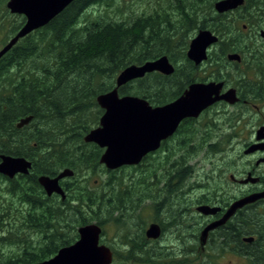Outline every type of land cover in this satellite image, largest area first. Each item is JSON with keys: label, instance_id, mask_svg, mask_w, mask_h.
Returning a JSON list of instances; mask_svg holds the SVG:
<instances>
[{"label": "trees", "instance_id": "obj_1", "mask_svg": "<svg viewBox=\"0 0 264 264\" xmlns=\"http://www.w3.org/2000/svg\"><path fill=\"white\" fill-rule=\"evenodd\" d=\"M112 1L73 0L46 25L20 38L0 57V154L24 156L32 165L26 175L19 174L11 179L0 175V222L6 225V242L10 236L39 234L34 240L21 239L24 249L21 259L17 258L21 263L52 257L57 249L76 241L78 227L87 223L95 222L102 228L104 222L110 221L117 229H132L139 220H129L126 213L130 206L135 209L138 207L135 205L144 200L145 190H163L166 200L176 188L182 194L191 188L190 182L185 183L192 173L187 163L189 158L205 146L207 151L218 148L215 139L219 136V127L226 123V115L219 118L218 123L209 122L208 127L213 133L203 138L196 137L195 131L185 133L180 128L178 135L162 142L155 155H146L145 161L150 163L148 171L139 167L141 162L131 166L136 168L133 175L132 171L128 172L129 167L124 169L127 166L105 170L99 162L102 149L82 138L92 128V121L98 124L102 113L96 96L115 86L120 70L132 63L168 56L175 67L172 74L153 71L118 87L120 94L141 96L153 105L178 97L193 81L221 79L229 83V67L244 72L239 63L227 60L229 52L239 53L245 68L255 74L260 52L253 39L244 34L245 29L255 25V0H248L240 8L224 13L214 10L216 0H161L157 7L127 19L114 20L99 13L92 15V8L100 4L109 6ZM6 2L0 0V29L5 18L11 16ZM236 13L240 14L235 16ZM255 15L259 17V14ZM12 17L3 44L25 19L20 14ZM243 18L248 19L244 23L245 29L241 23ZM205 28L218 39L204 62L203 68L209 67L211 71L199 77L195 75L198 66L186 58L185 50L193 34ZM177 54L186 66L177 64ZM242 81L241 78L235 85L239 95L235 104L250 97L264 100L255 80L249 81L246 89L241 86ZM76 85L77 89L72 91ZM27 115L32 116L30 122L17 127V121ZM238 118V113L233 111L231 125ZM193 137L194 143L188 141ZM173 139H178L177 145L168 146V141ZM89 147L91 150L86 151ZM165 149L167 152L160 154ZM65 167L73 171L71 176L59 181L65 198L61 199L56 193L47 196L37 177L40 174L55 175ZM99 168L106 173L100 185V189L105 187L106 193L95 189L97 179H93L95 184H92L93 180L90 182L89 178L82 180L81 177L83 173L86 178L91 177ZM161 181L164 184L160 188ZM128 185L131 198L127 202ZM180 194L177 201L181 204ZM150 197L155 199L154 194ZM199 201L207 202L200 198ZM139 209L140 206L137 215ZM246 219H249L247 233L258 230V240L264 245V231L257 226L259 217L255 211L247 213ZM17 221H20L18 226ZM223 236L231 239L228 234ZM2 243L0 240V246ZM257 243L256 239L245 242L242 253L248 264H262L261 260H264V251L258 252ZM12 261L7 264H15Z\"/></svg>", "mask_w": 264, "mask_h": 264}, {"label": "water", "instance_id": "obj_2", "mask_svg": "<svg viewBox=\"0 0 264 264\" xmlns=\"http://www.w3.org/2000/svg\"><path fill=\"white\" fill-rule=\"evenodd\" d=\"M72 1L7 0L6 8L10 13L21 14L25 19L17 32L0 48V57L20 38L46 25ZM243 2L244 0H216L213 7L217 13H223L238 8ZM259 35L264 39V29L260 30ZM217 39L216 34L209 29L198 30L189 41L186 57L194 65L201 64L206 60L208 51ZM226 58L229 61L237 62L241 59L236 52L227 53ZM153 71L170 75L174 71V66L166 55L138 64H129L117 74L115 86L111 90L98 94L95 98L103 112L99 116L98 124L84 134L83 141L92 142L103 149L99 156V162L107 169L139 163L143 156L156 150L161 141L173 134L183 118L198 117L201 111L215 102L224 101L228 104H234L239 99L234 87L231 86L223 90V81L215 80L194 81L178 97L155 106L143 97L119 94L118 87ZM31 119V115L22 117L16 126L21 127ZM263 130L264 125L257 130V134H262ZM262 135L258 136L262 137ZM256 148L251 145L244 152L250 153ZM31 166V161L24 156H13L5 153L0 155V174L8 178H12L16 174L29 173ZM72 174L73 171L65 167L52 176L40 174L37 181L47 196L56 193L61 199H64L66 194L59 181ZM255 179L247 176L241 182L255 181ZM263 196L264 191H261L233 201L222 217L204 226L201 238L205 237L207 231L223 224L238 208ZM196 210L204 215H211L215 214L219 207L200 204ZM77 232L76 241L60 247L52 257L29 264H110L112 262L110 248L99 243L101 228L98 224L91 222L81 225ZM158 233L159 226L151 223L146 231L147 236L155 237ZM252 240V236L245 238V241Z\"/></svg>", "mask_w": 264, "mask_h": 264}, {"label": "rangeland", "instance_id": "obj_3", "mask_svg": "<svg viewBox=\"0 0 264 264\" xmlns=\"http://www.w3.org/2000/svg\"><path fill=\"white\" fill-rule=\"evenodd\" d=\"M160 1L161 0H113L109 6H106L105 4H100L98 6H95L91 10H93L92 15L99 13V14H107L108 16L112 17V19H114V20H116V19L117 20L118 19H127L128 17L130 18L131 16L139 14L142 11H149L151 8L157 7L158 3ZM14 14L15 13H11V16L5 18V20L3 21V27L0 29V48L2 47V44H3L2 40H4V38L8 35V29L10 27V23L12 22V19H13L12 16ZM239 14L240 13H236L235 16H238ZM254 17L255 18L253 20L260 21L259 24L262 25V27H264V17H258L255 14H254ZM247 21H248V19H245V18L241 19V23H246ZM256 24H258V23H255L254 27H248L247 29H245L244 34L246 33L249 37H251L253 39V41L255 42V46L257 47L256 49L260 53L264 54V43H262L259 36L257 35V29L258 28L256 27ZM196 32L193 34V36L196 34ZM254 37H255V40H254ZM190 39H189V41H190ZM189 41H188V43H189ZM185 56H186V50H185ZM176 58H177V64L182 65L183 67L186 66V65H184V64H186V62L182 59L180 54H177ZM204 65L205 64L203 63L201 66H199L197 68V70L195 72L196 76L204 77L211 71V68H209V67L203 68ZM99 67H101V66H99ZM241 70H244V72L237 71V70L233 69L232 67H229V69L227 70V74H228L227 79L229 81L228 86L236 87L234 85H236V82L242 78L244 81L241 82V86L246 89L249 81L255 80V74L253 73L252 70L246 69L244 65H241ZM255 72H256V70H255ZM75 89H77V85L72 87V91H74ZM73 97L76 98L79 96L73 95ZM246 100L248 101L249 108H252L251 109L252 116L247 117L245 119V121H243L241 119V122H239L234 127L233 130H232L233 125H231L232 124L231 113H232V111H236L235 106H230V107H220L219 106V107H216L214 109V111H219V112H221L222 110L230 111L228 114H226V119H225L226 123L223 126L219 127V130L217 131L219 133V136L215 140H217L218 148L215 149L214 151H207V148L205 146L201 151L198 152V154L194 155L192 158H189L187 163L191 166L192 171L194 168L200 167V168H202V170L206 171L208 174H210L211 172H214L216 174L225 173V177L228 178L229 172H232L235 169H237V165H239L240 162L244 160V158H242L241 156H238L239 151L242 148L243 142L246 141L248 138L252 137L253 123H254L256 117L259 115V113L262 112L264 109L263 108V104H264L263 101L264 100L261 101L260 99H252V97H250L249 99H246ZM225 104H228V103H225ZM241 104H243V103H241ZM206 118H207V114H205L204 116L201 115L197 119V121L195 123H193V125L196 127H202L203 132L201 130L199 132L201 134V136L205 135L206 130L208 129ZM93 123H94V121L91 122L92 127L96 126V124H93ZM211 140H213V139H211ZM211 140H209V141H211ZM177 141H178V139H173L172 141L169 140L168 146H170V147L174 146L175 147L177 145ZM188 141H190L191 143H194L195 138L194 137L189 138ZM203 143H205V142H203ZM87 149L88 150H86V151L91 150L90 147ZM179 149L180 148L175 149V150H179ZM166 152H167V150L165 149V150L161 151L160 154H163ZM150 154L155 155L153 152ZM170 154H172V153L170 152ZM241 154H243L242 150H241ZM145 157H143V159L140 161L141 164L139 167L142 168L144 171H148L150 163L148 161H145ZM138 164H136V165H138ZM101 165L103 166V168H105V170H110V169H107L103 164H101ZM136 165H125L127 167L124 169L127 170L129 167L130 169H128V172L132 171V175H133V174H135L136 168H131V166H136ZM101 169L102 168H99L98 170H96V172L91 177L86 178L85 177L86 173H83L81 177L83 178L82 180H84V179L87 180L89 178L90 182L93 179H97L98 181L96 183L95 189L101 190L102 193H106L103 189L105 187H102L100 189V185L103 182L101 179L106 178V173L102 172ZM121 171L123 173L125 172L124 170H121ZM214 173H212V174H214ZM191 181L192 180H190V177L185 180V183H189V182L191 183L190 189H188V190L182 192V194H180L179 193L180 189L176 188L175 191H173V193H171L169 195L168 200L165 199V196H166L165 192H163L162 196H161V195L153 193V192L157 191L156 189L152 190V192L150 190H145L144 199H147V200H142L140 203L135 205V207L138 206L137 208H139V206H140L139 214L138 215L136 214L137 208L133 209L131 206H130L131 211L129 210L126 213L127 214L126 217H128L129 220L133 219L132 220L133 222H134V219H136V218L139 220V222L134 223V226L131 230L117 229L115 227V225L110 221L103 223V225H102V229H103L102 234L103 235L101 237L102 241L105 243V245H107L115 253V258L112 259L111 264H171L172 263V257H170L171 254L168 252V250L161 249L159 241H155V242L151 241V242H147L145 244V246L150 247L149 253H148L150 255L149 260L152 257V258L156 259L157 261L149 262V261L143 260V257H141V255H140L141 250H139L138 248H131L130 245L127 244L129 236L127 237L126 235L131 234L130 238L135 240V242L133 244L135 246L138 245L137 240L143 239L140 231H143L148 226V223H150L152 221H155V222L164 221V219L168 215V214H166V212L169 211L167 208L172 210L171 214H173V215L176 212H184V211L193 212L196 204L201 203L200 201L197 203V199L199 197H202L201 194H207V193H211L213 191H216V187L219 185L216 183L219 181L218 178H215L213 181H211L210 179H208V177H204L201 180L204 185L203 186L200 185L199 187H197ZM185 183H184V185H185ZM2 184L3 183H1V186H2ZM92 184H95L94 180L92 181ZM121 184H124V183H121ZM230 188H231V191L233 193L237 190L236 186H230ZM130 192L131 191H130L129 185H128V188H127L128 195L126 197L127 202L131 198ZM146 193H148L149 195L147 196ZM150 194L151 195L154 194L155 199H153V197H150ZM179 194L181 195V200L183 203L180 204L179 207H177L175 209V207L172 206L171 203L175 199L178 198ZM123 197H124V195H123ZM147 197H149V199ZM161 197H162V199H161ZM185 200H187V201L184 202ZM254 209L253 210L248 209L247 213H250L251 211H255L257 217H259L257 210L256 209L254 210ZM134 214H135V217L133 216ZM248 220L249 219H246V221H243L241 219V223L247 222ZM256 221L258 222V225H257L258 228H260L261 231L263 232L264 231V215H262L260 219H256ZM19 222L20 221L16 222L17 226L19 225ZM1 224L2 223L0 222V226H1ZM239 224H240V221L238 222V218H236L233 221H229L228 223H226V225L223 227L234 228L235 230H237L236 228ZM166 225H168V224H166ZM2 229L4 230V234H5L6 225L3 224ZM20 230H21V228L18 229V231H20ZM133 231H135V232L133 233ZM19 234L22 235V233H19ZM249 235H252V234H249ZM245 236L247 237L248 235H245ZM36 237L39 238V234H37L35 232L23 234L21 237H19V235L17 237H16V235H15V237L10 236L9 239L7 240V242H6L5 236L1 237L2 239H0V240L3 243H2L1 249H0V253H1L0 260H2L4 258L7 259V257L9 259L10 256H12V253L9 255V251H8L10 246L17 244L20 247L24 248L21 239L34 240ZM234 239H235V237H234ZM12 241H13V243L10 244ZM232 243H233V246L236 247V241L233 240ZM228 248L229 247H220L219 249H216L215 253H214V262H217V264L218 263H225V264L226 263H235L238 261L244 262L243 256L236 255L235 252H231ZM15 251H17V247H15ZM162 251H164V252H166V254H168V256L170 257V260H167L164 258ZM245 260L248 264L249 261L246 258H245Z\"/></svg>", "mask_w": 264, "mask_h": 264}, {"label": "flooded vegetation", "instance_id": "obj_4", "mask_svg": "<svg viewBox=\"0 0 264 264\" xmlns=\"http://www.w3.org/2000/svg\"><path fill=\"white\" fill-rule=\"evenodd\" d=\"M247 1L248 0H244L243 4L240 5L238 8L245 5ZM238 8H236V9H238ZM236 9H234V10H236ZM229 11H233V10H229ZM226 12H228V11H226ZM254 14H259V17H264V0H255ZM255 23H258V24H256V27L258 28L257 29V35L259 36L262 43H264V39L262 37H260V35H259L260 30L264 29V27H262V25L259 24L260 21H258V20H255ZM246 27H247V25L243 23L242 28L245 29ZM258 57H259L258 63H257V66L255 68V70H256L255 81L260 86L261 94L264 97V90L262 89V86H264V54L260 53V55ZM237 63H239L240 66L243 65L241 60ZM212 80H215V79H212ZM215 81H223V83H224L223 84V90L228 86V83H225L224 80L220 79V80H215ZM234 88L236 89V92L238 95V88L237 87H234ZM238 97H239V95H238ZM238 101H239V99H238ZM261 101H263V100H261ZM237 102H235V103H237ZM216 103H219V104H216ZM216 103L212 104L211 106H209L206 109H204L203 111H201V113L198 115V117L183 118L179 122L176 130L168 138H171L173 135H175V136L178 135V130L180 128L185 133H187L188 131H195L196 137H198L200 135V137L203 138L204 135L201 136V134L199 133L200 130L203 132L202 127H196L193 125V123H195L201 115L204 116L205 114H207V118H206L207 119V126H208L209 122H215L216 121L218 123L219 118H222L223 116H225L226 114H228L230 112V111H226V110H222L221 112L214 111V109L216 107H219V106L220 107L235 106L236 111H234V112L238 113L239 118H238V121L232 126V130L234 129V127L239 122H241V119L243 121H245V119L247 117L252 116V111H251L252 108H249V106H248L249 104H248V101L246 99L242 100L243 104H235V103L234 104H225L226 102L224 103V101H218ZM263 108H264V104H263ZM263 125H264V109L262 112L259 113V115L256 117V119L253 123L252 137L248 138L246 141L243 142L241 150H242V153L244 155L241 154V150L239 151L238 156H241L242 158H244V160L241 161L239 165H237V169H235L232 172H229L228 178L225 177V173L216 174L214 172H211L210 174H208L206 171L202 170V168H200V167L194 168L193 171L191 170L192 173L189 176L190 180H192L191 182H193L197 187H199L200 185L201 186L204 185L203 182L201 181L204 177H208V179H210L211 181H213L215 178L219 179V181L216 182L217 184H219L216 187V191H213V192L207 193V194H201L202 197H199L200 199L206 200L207 202H201V203L197 202L198 204H196V206L199 204H208L210 206L219 207V210L215 214L203 215L196 210V206H195L193 212H189V211L188 212H186V211L176 212L173 215V214H171L172 210L167 208L169 211L166 212V214H168V215L166 216L164 221H160V222L159 221H157V222L152 221V222L148 223V226L151 223H155L159 226V233L157 236H155V237L147 236V234H146V231L148 228V226H147L145 229L143 228L144 229L143 231H140L143 239H138V240L136 239L138 245L135 246L133 244L135 242V240L130 238L131 234L126 235L127 237L129 236L127 244L130 245L131 248H138L139 250H141L140 255H141V257H143V260L153 262V261H157V260L152 258V257L149 260L150 255L148 253H149L150 247L145 246V244L147 242H151V241H154V242L159 241L161 249H166L171 254L170 255V257H172V263L171 264H215V263L217 264V262H214V253H215V250L219 249L220 247H229L228 249L231 252H235L236 255L243 256V258H244V262L238 261L235 263H226V264H247V262L245 260L246 257L242 253V250H244V246H245V242H246L245 241V238H246L245 235H248L247 237L252 236L253 240L256 239L258 241L257 247H256L258 252L259 253L263 252L264 251V245H261V243L258 240V239H260L259 231L255 230V231L247 233V231H246L247 222L241 223V219L243 221H246L247 210L250 208H255L257 210V213H258L259 219H260V217L262 215H264V196L257 198L254 202L247 203V204L241 206L237 210V212L234 213L233 215L229 216L224 221L223 224L217 226L214 229L207 231L205 237L203 239L201 238L204 226L207 225L209 222L217 220L220 217H222V215L226 212V210L228 209V207L230 206V204L233 201H235L236 199H239L241 197H244L248 194H251V193L264 191V130L262 132L263 135L257 134V130ZM207 130H209V132L207 134L205 133V136H207L210 133H213L212 128L208 127ZM218 135H219V133H218ZM258 135H262V137H259ZM173 138H176V137H173ZM162 142H161V144H162ZM161 144H160V146H161ZM256 144L258 145L257 148H256V146H257ZM251 145H254L256 149L251 151L250 153H245L244 150ZM159 147L154 151L148 152L146 155H148L152 152L154 153L156 151H160ZM212 173H214V174H212ZM0 175H2V174H0ZM17 175H19V174H16L14 177H16ZM21 175H23V174H21ZM24 175H26V174H24ZM2 176H4V175H2ZM247 176L252 177V178H256V179H255V181L249 180L245 183L241 182V180H243ZM4 177H6V176H4ZM14 177H12V178H14ZM189 177H187V178H189ZM9 179H11V178H9ZM163 183L164 182L162 181L159 184V187H161V185ZM230 186H236L237 190L233 193L231 191ZM153 193L162 196L163 190H157L156 192H153ZM148 195L149 194H147V196ZM147 198L149 199V197H147ZM161 199H162V197H161ZM198 199H197V201H198ZM144 200H147V199H144ZM180 201H182V200L180 199ZM186 201L187 200H185L184 202H186ZM171 204H172V206L175 207V209L177 207H179V205H180V203L177 201V199H175ZM236 218H238V222L240 221V224L238 226H240L242 228H239V229L236 228L237 230H235L234 228H228V227H227V229L223 228V226H225L226 223H228L229 221H233ZM1 223L2 224L0 226L1 227L0 228V236L3 237L5 235L4 230L2 229V226L4 223L3 222H1ZM166 224H168V225H166ZM128 230H131V229H128ZM134 232L135 231H133V233ZM225 234H228L231 239H227V238L224 239L223 235H225ZM249 234H252V235H249ZM100 235L102 237V234H100ZM1 237H0V239H2ZM234 237H235V239H234ZM225 240H226V243L224 244L223 242ZM233 240L236 241V247L233 246V243H232ZM100 243H102V238L100 240ZM15 247H17V251H15ZM23 249L24 248L20 247L19 245L10 246L8 251H9V255L12 253V256H10L9 259L7 257V259L4 258V259L0 260V264H7V262L10 260H14L12 262H15V264L32 263V262H28V263H21L20 262L21 251ZM111 251H112V257L114 259L115 253L113 250H111ZM162 253H163V256L165 259L170 260V257L168 256V254H166V252L162 251ZM0 255H1V253H0ZM17 258H20V259H17ZM15 259H17V260H15ZM34 262H36V261H34ZM261 262H262V264H264L263 259L261 260ZM218 264H225V263H218Z\"/></svg>", "mask_w": 264, "mask_h": 264}, {"label": "bare ground", "instance_id": "obj_5", "mask_svg": "<svg viewBox=\"0 0 264 264\" xmlns=\"http://www.w3.org/2000/svg\"><path fill=\"white\" fill-rule=\"evenodd\" d=\"M1 155V154H0Z\"/></svg>", "mask_w": 264, "mask_h": 264}]
</instances>
